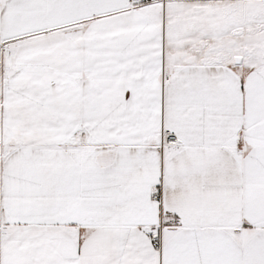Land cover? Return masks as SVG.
<instances>
[{
	"label": "snow or ice",
	"instance_id": "obj_1",
	"mask_svg": "<svg viewBox=\"0 0 264 264\" xmlns=\"http://www.w3.org/2000/svg\"><path fill=\"white\" fill-rule=\"evenodd\" d=\"M0 264H264V0H0Z\"/></svg>",
	"mask_w": 264,
	"mask_h": 264
}]
</instances>
